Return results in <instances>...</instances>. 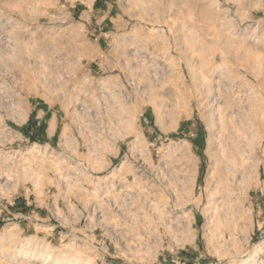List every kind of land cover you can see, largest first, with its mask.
<instances>
[{
  "label": "rangeland",
  "instance_id": "rangeland-1",
  "mask_svg": "<svg viewBox=\"0 0 264 264\" xmlns=\"http://www.w3.org/2000/svg\"><path fill=\"white\" fill-rule=\"evenodd\" d=\"M247 263L264 0H0V264Z\"/></svg>",
  "mask_w": 264,
  "mask_h": 264
},
{
  "label": "bare ground",
  "instance_id": "bare-ground-1",
  "mask_svg": "<svg viewBox=\"0 0 264 264\" xmlns=\"http://www.w3.org/2000/svg\"><path fill=\"white\" fill-rule=\"evenodd\" d=\"M241 136V135H240ZM220 152V151H219ZM242 152V151H241ZM220 155V154H219ZM232 156V155H231ZM218 158V157H217ZM227 158V157H226ZM222 159V157L220 156V160L218 161V163L220 162V167H219V170H220V173H219V176H218V178H217V180L215 181V185H214V188H213V190H214V193L215 194H218V198H220L219 197V195H221L222 194V192H223V189H224V182H226V181H229V176L231 175H233V173H235L236 172V167L234 166V158L232 159V158H230V159ZM219 159V158H218ZM236 164V163H235ZM241 165V164H240ZM236 168V169H235ZM216 179V178H215ZM214 180V179H213ZM210 196V195H209ZM208 196V197H209ZM213 196V195H212ZM213 198H214V196H213ZM223 199V198H222ZM215 200V199H214ZM215 202H217V201H215ZM225 203V202H224ZM215 205L212 207L214 210H217L221 205H223V204H221V205H218V204H216V203H214ZM225 208V207H224ZM216 216L217 217H219L218 216V213H217V211H216ZM220 218V217H219ZM222 218V217H221ZM221 218H220V221H221ZM223 220H225V219H223ZM227 222V221H226ZM221 224V223H220ZM223 233V232H222ZM18 250V249H17ZM23 252H24V250H22ZM22 251H15V253H17L16 255H18V256H20V258H26V256H27V254H25V252L23 253ZM36 254V253H35ZM14 255V254H13ZM252 255H254V253H252L251 254V256ZM15 257V256H14ZM28 259V258H27ZM31 259V258H30ZM248 264V263H247Z\"/></svg>",
  "mask_w": 264,
  "mask_h": 264
},
{
  "label": "crops",
  "instance_id": "crops-1",
  "mask_svg": "<svg viewBox=\"0 0 264 264\" xmlns=\"http://www.w3.org/2000/svg\"><path fill=\"white\" fill-rule=\"evenodd\" d=\"M26 211V210H25Z\"/></svg>",
  "mask_w": 264,
  "mask_h": 264
}]
</instances>
